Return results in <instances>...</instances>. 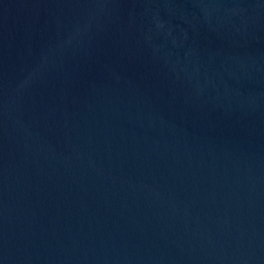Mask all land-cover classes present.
<instances>
[{"label": "water", "instance_id": "water-1", "mask_svg": "<svg viewBox=\"0 0 264 264\" xmlns=\"http://www.w3.org/2000/svg\"><path fill=\"white\" fill-rule=\"evenodd\" d=\"M0 264H264V0H0Z\"/></svg>", "mask_w": 264, "mask_h": 264}]
</instances>
